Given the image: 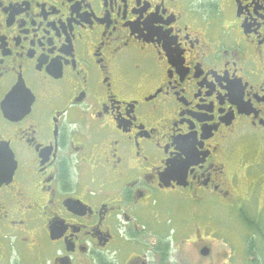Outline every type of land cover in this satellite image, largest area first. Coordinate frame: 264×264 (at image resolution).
Instances as JSON below:
<instances>
[{
    "label": "flooded vegetation",
    "instance_id": "af4514ba",
    "mask_svg": "<svg viewBox=\"0 0 264 264\" xmlns=\"http://www.w3.org/2000/svg\"><path fill=\"white\" fill-rule=\"evenodd\" d=\"M260 146L264 0H0V264L208 259Z\"/></svg>",
    "mask_w": 264,
    "mask_h": 264
},
{
    "label": "rangeland",
    "instance_id": "374dc122",
    "mask_svg": "<svg viewBox=\"0 0 264 264\" xmlns=\"http://www.w3.org/2000/svg\"><path fill=\"white\" fill-rule=\"evenodd\" d=\"M259 157H264V147H259ZM240 151L249 152L246 155L252 156L256 153V147L252 145V149H248L246 145L240 144L236 150L237 155ZM253 152V153H252ZM264 161V160H263ZM263 167H252L254 173H262ZM251 172L248 178L255 174ZM246 176H242L237 185L233 200L225 202L223 205L215 207V236L213 242L208 245L211 248L210 258H203L200 253V245L193 249H186L185 257L190 264H251L252 257L248 256V237L252 229H248L244 225L239 216L241 209L251 212L253 217L257 215L259 226L264 229V186L260 183L253 186L252 180ZM234 204V205H233ZM233 205V206H232ZM261 237L257 235V243L255 247L259 248L262 244ZM198 247V248H197ZM256 257L257 264H264V253Z\"/></svg>",
    "mask_w": 264,
    "mask_h": 264
},
{
    "label": "trees",
    "instance_id": "16d2710c",
    "mask_svg": "<svg viewBox=\"0 0 264 264\" xmlns=\"http://www.w3.org/2000/svg\"><path fill=\"white\" fill-rule=\"evenodd\" d=\"M248 215L247 211H244V209H241V212L239 214L242 223L244 224V216ZM257 216V215H255ZM247 223L249 224L250 228L252 229L251 232L249 233V237H248V247H247V253L248 256L252 257L253 259L251 260V264H257L256 263V257L257 254L260 256L264 253V229L261 228V226H259V221H256L255 219H251V220H247ZM251 224H255V227H252ZM257 235H259L261 237L262 240V244L259 248L255 247L256 243H257Z\"/></svg>",
    "mask_w": 264,
    "mask_h": 264
},
{
    "label": "bare ground",
    "instance_id": "6f19581e",
    "mask_svg": "<svg viewBox=\"0 0 264 264\" xmlns=\"http://www.w3.org/2000/svg\"><path fill=\"white\" fill-rule=\"evenodd\" d=\"M171 211V210H170Z\"/></svg>",
    "mask_w": 264,
    "mask_h": 264
}]
</instances>
